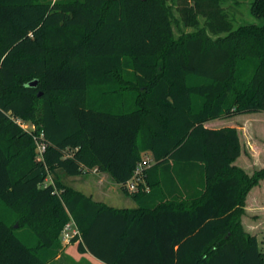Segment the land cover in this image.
<instances>
[{"label": "trees", "instance_id": "trees-1", "mask_svg": "<svg viewBox=\"0 0 264 264\" xmlns=\"http://www.w3.org/2000/svg\"><path fill=\"white\" fill-rule=\"evenodd\" d=\"M241 1L175 0L183 25L204 19L175 40L169 0H0V264H93L64 251L70 218L100 264H264L243 224L264 167L235 164V126H206L264 112V22L236 26ZM144 150L136 208L44 183L97 167L126 187Z\"/></svg>", "mask_w": 264, "mask_h": 264}, {"label": "rangeland", "instance_id": "rangeland-1", "mask_svg": "<svg viewBox=\"0 0 264 264\" xmlns=\"http://www.w3.org/2000/svg\"><path fill=\"white\" fill-rule=\"evenodd\" d=\"M174 12V39L179 38L187 33L195 32L203 28L204 19H201V24L198 27H188L183 25L178 20V14L175 10V0H169L168 2ZM257 3L256 0H242L239 2V12H230L231 18L234 20L235 25L242 23H263L264 17H260L253 13L254 6ZM214 38L217 34L209 33ZM215 127L223 126H235L238 130L242 152L239 158L235 160V164L244 168L249 174H253L259 169L264 167V112H252L234 115L227 118L214 119L211 121ZM24 125L29 129L36 130L37 126L33 122L24 121ZM149 154V155H148ZM148 157L151 153L146 150L142 152V161L146 156ZM94 168H87V171L80 175H69L62 169L58 168L55 174H51L44 181L47 184L49 181L58 179L66 186L73 187L81 190L87 195H91L93 198L100 199L106 204L112 205L119 208H136V200L133 194L139 191L149 190L147 180L138 190L131 191L125 186L114 181L112 176L108 173L103 175V171L94 172ZM99 173V174H97ZM262 197L264 198V180L258 185ZM70 218L69 221H71ZM246 224H257L259 225L256 231L257 238H259V244L264 249V204L263 207L254 206L246 209L244 216ZM68 221V222H69ZM19 223H15L17 227ZM62 235V233H61ZM64 251L66 253L80 254L81 258H89L85 253L78 250L77 244L70 242H63ZM91 261V259H89ZM68 262H72L69 258ZM93 263V261H91ZM54 264V263H52ZM94 264V263H93Z\"/></svg>", "mask_w": 264, "mask_h": 264}, {"label": "built area", "instance_id": "built-area-1", "mask_svg": "<svg viewBox=\"0 0 264 264\" xmlns=\"http://www.w3.org/2000/svg\"><path fill=\"white\" fill-rule=\"evenodd\" d=\"M18 122L24 129L33 130V129H29L28 127H26L24 125L23 120H18ZM34 137L37 143V151L40 155H42L46 149V144L43 140L44 134L43 132H41L39 136L35 135ZM148 155L142 161L138 163L132 178L129 179L125 183L126 187L129 190L131 191L138 190L139 187H141L140 185L145 183L146 171H147L146 169L149 168L153 164L152 155H150L149 157ZM62 232H63L61 235L62 241L66 243L72 241L73 238L75 237H80V233H81L73 219L65 224Z\"/></svg>", "mask_w": 264, "mask_h": 264}, {"label": "crops", "instance_id": "crops-1", "mask_svg": "<svg viewBox=\"0 0 264 264\" xmlns=\"http://www.w3.org/2000/svg\"><path fill=\"white\" fill-rule=\"evenodd\" d=\"M212 121V120H211ZM211 121H208L207 123H206V126H208V127H213V128H218V127H215L213 124H211L212 122ZM96 169V170H95ZM94 172H98V171H100L97 167H95L94 168V170H93ZM97 174H99V173H97ZM106 174H108L107 172L106 173H103V175H106ZM51 181H52V179H51ZM51 181H49V182H51ZM259 188H258V186L257 187H255L250 193H249V195H248V198H247V208H249V207H254V206H261V207H263V204H264V198L262 197V194H261V192H260V190H258ZM94 199H96V200H99L100 201V199H98V198H94ZM246 208V209H247ZM243 224H244V227L246 228V230L248 231V232H250V233H252V234H254V235H256V231L258 230V227H259V225H257V224H254V223H251V224H246V222H245V220H244V218H243ZM257 236V235H256ZM68 254H70V255H72V257L75 259V260H77V261H79L80 259H81V255L80 254H75V253H68ZM89 258L88 259H91V261H93V263L94 264H100V262L98 261V260H96L95 258H93V257H91L90 255H88V254H86Z\"/></svg>", "mask_w": 264, "mask_h": 264}, {"label": "water", "instance_id": "water-1", "mask_svg": "<svg viewBox=\"0 0 264 264\" xmlns=\"http://www.w3.org/2000/svg\"><path fill=\"white\" fill-rule=\"evenodd\" d=\"M37 83H38L37 80H33V81L30 82V86H36ZM39 95H41V92H39Z\"/></svg>", "mask_w": 264, "mask_h": 264}]
</instances>
